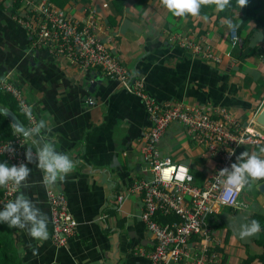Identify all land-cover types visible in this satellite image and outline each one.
<instances>
[{"label":"crops","instance_id":"obj_1","mask_svg":"<svg viewBox=\"0 0 264 264\" xmlns=\"http://www.w3.org/2000/svg\"><path fill=\"white\" fill-rule=\"evenodd\" d=\"M63 8L76 18L94 8L99 38L133 77L144 78L148 92L160 102L222 107L242 123L264 104V41L256 42L261 32H250L251 20L233 44L225 18H217L209 6H202L198 17H175L161 0H70ZM175 36L205 40L220 62L191 56L172 41ZM238 43L239 57L233 55ZM4 76L20 88L37 121H47L48 139L57 150L75 161L65 181L48 187L64 193L78 223L62 246L50 237L43 173L35 163L28 165L32 171L22 190L47 215L49 239L41 243L26 230L10 228L24 264H148L144 252L152 249L154 240L139 217L141 197L128 194L121 203L117 199L133 180L146 176L140 148L150 123L140 98L100 68H82L45 48L31 49L30 35L15 21L7 2L0 3V77ZM97 79L90 92L86 82ZM261 141L252 145L255 153L264 147ZM159 148L162 155L187 165L199 186L217 162L177 122L168 127ZM224 251L228 261L237 255L229 244Z\"/></svg>","mask_w":264,"mask_h":264},{"label":"built area","instance_id":"obj_2","mask_svg":"<svg viewBox=\"0 0 264 264\" xmlns=\"http://www.w3.org/2000/svg\"><path fill=\"white\" fill-rule=\"evenodd\" d=\"M4 2L12 7L15 21L30 35L31 49L45 48L52 56L64 57L82 68H100L106 77L117 80L143 102L150 123L140 148L146 176L133 180L117 199L121 203L128 194L141 197L139 217L154 240L152 249L144 252L148 264H223L222 252L217 249L221 246L220 240L212 223L221 208H240L242 189L236 192L225 188L219 182L217 172L236 162L239 146L254 145L264 140V128L255 123L254 117L242 123L222 107L156 100L145 90L144 78L133 77L121 59L99 38L96 33L97 11L94 8L76 18L48 0H0V3ZM232 29V43L235 44L238 38L232 36ZM172 41L191 56L220 62L218 54L205 40L175 36ZM0 92L11 95L21 111L24 107L31 110L32 121L22 111L27 119L26 128L37 121L20 88L8 76L0 77ZM89 103L93 101L89 100ZM174 122L184 127L187 135L204 148L205 154L216 158V165L203 186L195 183L187 165L175 162L160 152V140ZM7 144L15 149L14 154H3ZM26 144L27 140L19 134L10 140H0V155L9 165L27 163L24 156ZM169 166L175 169L173 180L164 183L161 171ZM181 168L188 169L187 176L176 180L181 175ZM14 194L11 184L3 187L1 207L13 199ZM46 196L50 209L51 240L55 245H66L75 234L78 223L69 210L64 193L47 188ZM159 214L172 216V219L159 221Z\"/></svg>","mask_w":264,"mask_h":264},{"label":"clouds","instance_id":"obj_3","mask_svg":"<svg viewBox=\"0 0 264 264\" xmlns=\"http://www.w3.org/2000/svg\"><path fill=\"white\" fill-rule=\"evenodd\" d=\"M161 2L175 17H198L201 15L202 6H214L217 12H224L232 7V0H161ZM246 3L247 0H236L239 8ZM225 23L229 29L237 27L230 18H225ZM259 40H264V32L258 35L256 42ZM22 111L30 121L33 120L30 109L24 107ZM12 128L15 134L24 136L25 140H30L31 145L26 147L24 153L27 163L9 165L7 161L0 162V187L11 184L16 192L14 199L9 200L0 208V222L6 223L9 228L26 230L28 236L42 243L49 239V220L47 215L22 190L32 171L28 165L36 164L43 173V184L48 188L65 181L66 177L74 171L75 161L69 154L58 151L55 144L48 139L51 129L44 119L35 121L28 128L13 121ZM33 145L35 151H33ZM5 152L14 154L15 149L7 144L3 149V154ZM174 171L173 166L162 168L161 181L172 182ZM180 171L181 175L177 176L176 180H183L187 176V168H181ZM217 177L225 188L236 192L245 186H251L255 181L264 180V147L259 149V153L242 152L230 167L220 169ZM230 226L240 239H247L261 231L259 221L249 220L246 217L231 222Z\"/></svg>","mask_w":264,"mask_h":264},{"label":"trees","instance_id":"obj_4","mask_svg":"<svg viewBox=\"0 0 264 264\" xmlns=\"http://www.w3.org/2000/svg\"><path fill=\"white\" fill-rule=\"evenodd\" d=\"M48 1L63 8V6L66 3H68V1L70 0H48ZM83 1H87V0H83ZM209 9L215 11L217 18L224 17V18L232 19V21L237 25V27L235 28L237 29L238 33L241 31L242 26H244L248 20L254 22V26L251 28L250 32L257 30H259L260 32H264V0H247L246 5L240 8L236 5V0H232V7L224 12H217L214 6H209ZM244 40L245 38H242V41ZM239 43L236 45V49H235V51L237 52H233V55H236L237 57L241 56V48ZM145 90L148 92L146 86H145ZM0 105L11 109L22 121V123L24 125H27V119L25 115L23 114V112L21 111L16 101L11 95L0 92ZM14 135L15 133L12 128L11 120L0 112V140L1 141L10 140L14 137ZM261 142H262L261 140L258 141V143ZM244 151H247L250 154L255 153L252 145H242L237 148L236 157L239 156ZM3 161H6V159L4 156L0 155V162ZM262 181L264 180L256 181L255 184L257 185ZM256 191L260 193L258 190ZM2 193H3V187H0V198L2 197ZM0 208H2L1 205ZM229 209H231L234 213L237 212L236 208L229 207ZM246 218L249 220L255 219L259 221L261 226V231L258 232V235L253 239V242H251L252 245L249 251L247 250L248 248L245 246L246 251L244 252L242 258L240 259L239 264H264V212L254 211L253 213L249 214ZM171 219L172 216L169 215L163 216L159 214V221L166 222ZM212 228L214 230H217L218 226L215 223H212ZM229 238H230V231L226 229L222 244L224 245L228 244ZM224 245L218 246L217 249L220 252H222V263L227 264L228 256L224 251ZM0 264H24L21 254H19V251L16 249L15 241L10 228L6 223H2V222H0Z\"/></svg>","mask_w":264,"mask_h":264},{"label":"rangeland","instance_id":"obj_5","mask_svg":"<svg viewBox=\"0 0 264 264\" xmlns=\"http://www.w3.org/2000/svg\"><path fill=\"white\" fill-rule=\"evenodd\" d=\"M232 31H233L232 36L233 37L237 36L238 38L237 29L236 28L232 29ZM212 51L214 50L212 49ZM255 182H253L251 186H245L243 188L240 195V203H241L240 208H236L237 210L236 213H234L229 208H223L222 211L215 218L214 223L218 226L217 230L219 232L217 236L221 238V240L223 241L225 230L228 229L230 231V240L228 241V244L230 247L234 248V252H236L234 254H237L236 256H232L234 257L233 261H228L227 264H239L240 259L242 258L241 255L244 254V252L246 251V247L248 248L247 250L249 251L252 245L251 242H253V239L258 235L257 233L254 236L249 237L247 239H240L237 235L234 234L233 229L230 226L231 222L239 221L241 218L247 217L249 214L253 213L254 211L264 212V203H263L264 196H262L260 193L256 191L257 187ZM225 246L226 245H224V247Z\"/></svg>","mask_w":264,"mask_h":264},{"label":"water","instance_id":"obj_6","mask_svg":"<svg viewBox=\"0 0 264 264\" xmlns=\"http://www.w3.org/2000/svg\"><path fill=\"white\" fill-rule=\"evenodd\" d=\"M100 81V79L97 80H92V81H87L86 82V88L90 92H94V88L96 87L97 82ZM0 112L3 113L5 116H7L11 122L15 121L17 123L22 124L25 128L26 126L22 123V121L18 118V116L8 107H4L0 105ZM254 121L256 124L264 128V104L263 106L259 109V111L255 114L254 116ZM261 194L264 195V181L260 182L257 185L256 188Z\"/></svg>","mask_w":264,"mask_h":264}]
</instances>
